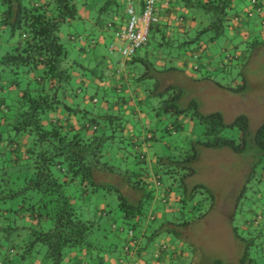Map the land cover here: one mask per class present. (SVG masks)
Wrapping results in <instances>:
<instances>
[{"label": "trees", "instance_id": "1", "mask_svg": "<svg viewBox=\"0 0 264 264\" xmlns=\"http://www.w3.org/2000/svg\"><path fill=\"white\" fill-rule=\"evenodd\" d=\"M123 1L0 0V253L3 246L8 247L0 264H15L11 259L15 254L30 255L40 264H82L81 258L92 264V253L102 264L105 245L94 241L120 231L116 229L119 219L134 235L126 242L127 252L119 257L120 263L131 259L133 264H228L220 259L207 262L188 241L185 228L208 217L204 193L213 203L216 197L205 185L189 188L186 181L197 174L201 150L205 149L227 148L247 161L249 168L264 163V123L252 133L247 115L226 123L220 113L202 114L197 101L183 107L185 91L181 86L162 89L157 83L149 91L156 98L152 107L158 117L189 118L205 130L203 138L189 140L175 154L152 157L148 143L156 138L154 131L149 129L150 137L140 139L130 133L122 118L110 112L93 118L94 112L68 105L76 68L85 67L71 57L77 47L74 42L84 40L87 32L92 34L88 28L95 21L99 26L119 14ZM235 2L197 3L206 16L199 37L216 39L223 34L235 17ZM250 3L257 8L263 5L259 0ZM89 6L93 12L98 10L94 18L81 13ZM107 22L104 26L113 29ZM73 26L76 35L67 36L65 32ZM195 56L199 58V54ZM223 67L227 69V63ZM145 78L146 73L138 80ZM84 99L89 103L95 100L92 96ZM80 111V118L91 115L97 126L78 127L71 122ZM98 118L104 126H99ZM254 168L236 208L250 199L247 190L254 181L263 183L264 174L257 180ZM162 174L172 178L171 184L164 185ZM198 193L204 197L194 200ZM252 194V206L243 205L240 214L243 228L239 221L231 223L235 239L244 243L237 264L264 261V241L257 243L252 237L264 223V191ZM161 203L166 209L159 217ZM106 219L109 226L102 223ZM159 236L163 243L156 245L154 260L148 261L142 243ZM116 248L112 243L108 252Z\"/></svg>", "mask_w": 264, "mask_h": 264}, {"label": "rangeland", "instance_id": "2", "mask_svg": "<svg viewBox=\"0 0 264 264\" xmlns=\"http://www.w3.org/2000/svg\"><path fill=\"white\" fill-rule=\"evenodd\" d=\"M247 5L248 3L246 0H236L234 10L238 9L241 11ZM94 12L91 13V18H94ZM197 13L201 19L204 12L201 10L197 11ZM245 16L251 18L249 30L253 35L249 39L241 40L239 36L230 31L231 25H228L223 34H220L216 39H213L208 35L202 36L201 39L207 42L206 48L208 49V53L209 51H211V54L214 53L216 55L222 53L224 58H219L220 55L218 56L219 60H216V63L219 62L220 67L218 74L212 73L210 75L212 81L215 82L214 84L216 85V83H218L220 84V87H215L214 84L207 82L204 84L202 83L200 86H193V88H195V90L198 89L199 92L197 97H194V101H197L199 104V110L202 114L209 115L211 113H220L226 123H232L242 114L247 115L250 120L251 132L255 133V131L264 123V49H262L264 47L260 48L256 44L257 42L261 45L264 44V34L262 33L263 31L261 29L260 21H256V16V19L254 18V15L245 14ZM67 27H65V29H67ZM76 28V26L69 27V31L75 32V30H77ZM79 32L81 31L79 30ZM153 32L154 29H151L149 36L150 47L152 49L155 47L156 53L158 54L165 53L163 58L164 62L162 63L165 64L168 56L175 57V55L180 52L184 53V48H175L174 50H171L172 52L165 51L168 50L166 48L161 50L157 46V44L162 42L159 41V34L158 32ZM95 35L96 37H99V33ZM190 37L193 39L197 38L194 33L191 34ZM194 48L195 46L192 44L188 49L193 50ZM110 56L114 66H117L118 63L122 64L125 60L128 61L127 68H124L125 73H137V75H140L139 73L147 74V78L141 81V86L143 88L142 98L144 97V99L141 102H139L137 98L134 99V105L138 107L139 111L143 112V117H138V114L136 117L127 115L131 112V108H129L128 104L132 102L133 99L130 91L122 88L118 91L117 89L107 90L103 87L100 88L91 82L90 86H85L84 89L95 100L88 103L87 106L83 108L92 113L94 112L93 118L105 116L110 112V114L122 118L124 125L128 126L130 124L131 128H128V130L130 131L132 129L130 133H134L140 139L144 136L148 137V129L154 131L156 138L150 140L148 143L149 154L152 157L157 153L159 156L168 155L169 153L175 154L180 147L187 146L189 140H196L197 136L204 137L203 133L205 127L202 124L193 123L189 118L179 120L178 117L171 114H162L160 117L156 115L154 108L152 107L156 98L150 96L149 90L153 89V84L157 86V83H166L171 76L170 72H165L161 69V66H158L156 59L151 60L152 65L146 64V69H144V67H141L140 69L136 67L134 69L131 68L133 65L131 63L132 58L126 59L121 52L112 53ZM98 58L99 57L96 58L95 54L91 53L89 58L79 60V62L86 67H92L89 72L90 74H88L89 79L93 76L91 71L98 75L104 71L103 67L105 69L107 66V64H102ZM187 59H189V61H194V63L198 61L194 57L190 58V56H188ZM221 63H227L228 68L224 69V67L220 65ZM169 65L171 66V64ZM152 66L158 71H154L155 69H153ZM76 70L80 71V68H76ZM104 73L107 74V71ZM173 78L175 80L173 85L181 86L182 89L185 87V97L189 95L190 88L188 87L184 76L181 74L174 75ZM131 83L136 82L131 81ZM80 86L83 85L76 84V81L71 83L72 91H78ZM221 86L223 88H221ZM131 87L134 88L133 86ZM238 89L241 90L239 91ZM185 97L183 99V107L190 103L188 100L185 102ZM104 101H106V106L103 108ZM124 102H126L127 105L123 104ZM80 121H82V124L91 125V128L94 125L97 126V123L92 121L91 115H88L87 119H80ZM98 124L99 126H104L102 119L98 118ZM253 167H255V171H253L254 174H256V179H262L264 174V163L257 165L253 164V166H250L249 168L247 161L244 162L238 154L233 153L227 148L218 150H201V157L197 164V174L189 178L186 182L189 184V188L196 184L205 185L214 192L216 200L213 203L206 193H204L205 197L200 193L195 195L194 200L203 197L205 198L203 207L205 211H208V217L193 224V226L191 225L188 228H185L184 233L188 241L196 246L197 252L201 253L203 259L207 262H210V260L213 259H220L228 264H237L242 257L244 243L235 239L231 223H238L239 221L238 224H240V214L243 205L252 206V198H254L252 194L253 191H264V180L263 183L256 182V184L254 181V184H251L252 186L247 190V196L249 195L248 197L250 199L243 202V204H240L239 208L238 206L236 208L235 204L237 198L246 179L250 176L249 174H251ZM161 177L163 178L164 185L171 184L172 178L168 175L162 174ZM176 181L177 184L180 182L179 176ZM114 202H117L116 198H114ZM107 220L108 219L104 220L102 223L109 226ZM117 222L116 229H119L120 231H113L114 233H110L108 237H103L100 238L101 240L94 241L102 242L100 244L102 246L105 245V254H103L104 258H102V261L104 262H102V264H133L132 261H130L131 259H125L123 260V263H120L119 261V257L122 258L123 254L125 255L127 252L125 249L127 246L126 242L128 239L133 240L134 235L128 232L127 226L125 227L120 219ZM263 224L260 225L263 230L259 227L258 232H255L252 235V237L256 238L257 243L264 241ZM241 226L242 224L239 225V227ZM123 228L125 229L124 231L122 230ZM241 228H243V226ZM241 232L242 231L240 230V233ZM260 233L262 236H260ZM101 234L102 232H100L99 235ZM246 234L248 235L249 233L246 232ZM160 237L161 236L154 238L151 241H143L142 247L147 252L146 257L150 258L148 261L154 260L156 245L163 243V239ZM94 238L95 236L92 234L91 239ZM112 243L117 244L116 251L108 252V247ZM132 246L133 245L131 244V248ZM6 248L8 247L3 246L1 248V260H5ZM201 255L199 256L200 259L202 258ZM11 259L15 264H40L39 259L37 260L35 258L34 261L30 255L27 254L23 257L15 254L11 256ZM83 259L84 258L80 259L83 261L82 264H87ZM100 260L101 259L96 258V254L92 253L90 263L100 264ZM260 263L264 264V261L261 260Z\"/></svg>", "mask_w": 264, "mask_h": 264}, {"label": "crops", "instance_id": "3", "mask_svg": "<svg viewBox=\"0 0 264 264\" xmlns=\"http://www.w3.org/2000/svg\"><path fill=\"white\" fill-rule=\"evenodd\" d=\"M203 1H208V0H157L158 5H157V16H158V24L154 25L152 29H154V32H158L159 34V44L157 46L163 50L164 48L168 49L165 51H171L174 50L175 48H184V53L180 52L175 57H170L165 61V64L162 63L164 62V54H158L156 53L155 47L152 49L150 47V38L148 41V44L140 49L137 52V55L135 58H132L131 63L133 64L131 68H138L140 69L141 67H144L146 69V64L151 65V60L156 59L158 66H161V69L164 70L165 72H170V77L166 83L161 84V88L168 87L170 85L174 84V75H183L184 78L186 79V82L188 84V87L190 88V94L188 97L185 99L188 100V102H192L194 100V97L198 95V89L195 90L193 86H200L202 83H210L214 84L215 82L212 81L210 77H206V73H216L218 74V71L220 69L219 67V62L216 63V60L219 58H224L221 54H211V51L208 53V49L206 48V41L202 40V37H199L201 28L203 25H205V20L206 16L203 14L202 18L200 19L199 16L197 15V11H201L200 8H197V3L203 2ZM248 5L245 6L241 11L238 9L234 10L235 17L233 21L231 22V29L230 31L233 32L235 35L239 36L241 40L244 39H249L252 37L253 33L250 32V21L251 18H247L245 14L248 15H254V18L256 16V21L259 20L261 23V29L262 33L264 34V0H259L263 4L260 8H257L256 6H252L250 3V0H246ZM128 2L132 3L134 8L138 13L141 12L142 7H143V0H124L123 5L120 8L121 12L117 15L113 14L112 17H110L109 20L102 21L101 25L98 26L97 21H95L90 28H88L91 33H85L84 40H81L80 42L75 41L77 47L72 49L71 57L73 59H76L77 61L83 59V58H89V56L92 54L96 55V58L99 57L98 59L102 64H107V66L103 67V70L101 73L98 75L94 74L93 71L92 73V78L89 79L90 70L91 66L89 67H83L80 68V71H77L75 73L76 79V84H81L83 86H80L78 91H70V97H68V105L73 107L74 109L77 107L81 108L82 110L84 109L83 107H86L87 104L89 103L88 100H85V97H90V94L85 91V86H90L91 82L100 87V88H105L107 90L109 89H117L121 90L126 89L127 91H130L132 94V102L128 104L129 108H131V112H129L127 115L131 116H141L143 117V112L138 110V107L134 105V99L137 98L139 102H141L144 97L142 98V93H143V88L141 86V81L138 79L141 78L143 74L139 73L140 75L131 74V73H125L124 68H127L128 61L125 60L122 64H119L117 66H114L112 63V58L110 54L116 53V52H121L122 48L125 47L126 43L116 37V32L119 30H122L126 27L127 22H128V15L126 12V8L128 5ZM127 4V5H126ZM93 8L90 7H84L81 10V13L85 18L90 17V14L93 12ZM238 10V11H237ZM89 11V12H88ZM95 15H98V10H94ZM240 14V16H239ZM115 15V16H114ZM106 16V15H105ZM250 19V20H249ZM107 21H110L114 28L113 29H107L104 25L106 23H109ZM110 23V24H111ZM67 36H70L71 33L76 35L75 32H70L67 30L66 32ZM99 33V37H96L95 34ZM195 34L197 38L199 39V42L196 43L194 40H197V38L193 39L190 37L191 34ZM85 36L89 37L88 39H85ZM245 37V38H244ZM93 42H91V41ZM257 41V40H255ZM194 44L195 48L188 49L190 46ZM257 46L260 48L264 47V44H259L258 42L256 43ZM198 48V50H195ZM188 49V51H187ZM264 49V48H262ZM199 53H195V52ZM172 52V51H171ZM89 53V54H88ZM195 54H199V58L196 59V63L194 61L187 59L188 56L192 58ZM136 60V62H134ZM136 63V64H134ZM171 64V66L169 65ZM174 65V66H173ZM199 66L198 71H194L193 66ZM221 66H224V64H220ZM153 67V66H152ZM130 68V69H131ZM107 71V74L104 73ZM156 71V70H155ZM141 72V71H140ZM103 73V74H102ZM211 73V74H212ZM102 74V75H101ZM200 74V75H199ZM210 74V75H211ZM101 77V78H100ZM131 81H135L136 83H131ZM215 85V84H214ZM133 86L134 88H132ZM220 87V84L216 83L215 87ZM156 87V85L153 84V89ZM185 88V87H184ZM221 88H223L221 86ZM135 90V91H133ZM147 93V92H146ZM145 94V93H144ZM123 104H126L124 102ZM134 107H133V106ZM199 105V104H198ZM106 106V101H104L103 107ZM80 114L77 113L76 115H73L71 118V122L75 123L78 125V127L82 124V121H80ZM66 113L64 114V116ZM62 118V117H61ZM128 128L130 127V124L128 125ZM132 130V129H131ZM149 131V129H148ZM147 131V132H148ZM144 136L143 138H145ZM150 137V133L148 135ZM173 195L170 197L172 199ZM166 207L160 204V209L158 216L161 217L163 212H165ZM173 242V241H172ZM174 262H171L173 264Z\"/></svg>", "mask_w": 264, "mask_h": 264}, {"label": "built area", "instance_id": "4", "mask_svg": "<svg viewBox=\"0 0 264 264\" xmlns=\"http://www.w3.org/2000/svg\"><path fill=\"white\" fill-rule=\"evenodd\" d=\"M157 0H143L140 13L136 11L133 4L128 2L126 12L128 22L124 29L116 32V37L126 43L121 53L126 58H132L137 52L144 48L149 41L152 26L159 21L157 13ZM109 27H112L109 24ZM194 58L198 59L197 56ZM197 70V66L193 67Z\"/></svg>", "mask_w": 264, "mask_h": 264}]
</instances>
